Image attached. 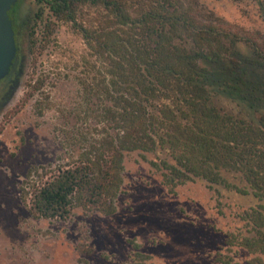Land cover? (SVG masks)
<instances>
[{"label": "trees", "instance_id": "trees-1", "mask_svg": "<svg viewBox=\"0 0 264 264\" xmlns=\"http://www.w3.org/2000/svg\"><path fill=\"white\" fill-rule=\"evenodd\" d=\"M37 1L49 33L50 16L75 21L82 4L105 11L101 27L79 25L94 72L79 82L103 126L89 151L33 185L30 213L112 214L123 159L137 152L167 186L201 182L236 199L245 229L226 232L225 244L253 254L247 264H264V43L196 9L199 0ZM252 1L264 20V0Z\"/></svg>", "mask_w": 264, "mask_h": 264}, {"label": "rangeland", "instance_id": "rangeland-1", "mask_svg": "<svg viewBox=\"0 0 264 264\" xmlns=\"http://www.w3.org/2000/svg\"><path fill=\"white\" fill-rule=\"evenodd\" d=\"M40 5L15 6L33 35L20 37L22 70L0 104V264H247L253 254L225 244L226 232L245 229L236 199L201 182L167 186L137 152L123 159L112 214L80 206L66 219L30 213L33 185L89 151L103 126L79 82L90 83L94 73L79 25L101 27L105 11L82 4L75 21H66L44 9L54 24L49 33L51 26L36 20ZM194 7L264 43V20L252 0H199Z\"/></svg>", "mask_w": 264, "mask_h": 264}, {"label": "flooded vegetation", "instance_id": "flooded-vegetation-1", "mask_svg": "<svg viewBox=\"0 0 264 264\" xmlns=\"http://www.w3.org/2000/svg\"><path fill=\"white\" fill-rule=\"evenodd\" d=\"M14 5L9 9L8 15L12 21L15 44L17 42L20 45V37L23 33L30 36L31 25L28 24L25 26V19L19 18L20 15H17ZM22 59L19 49L13 58L8 73L0 80V104H3L6 101L18 81V77L22 70Z\"/></svg>", "mask_w": 264, "mask_h": 264}, {"label": "water", "instance_id": "water-1", "mask_svg": "<svg viewBox=\"0 0 264 264\" xmlns=\"http://www.w3.org/2000/svg\"><path fill=\"white\" fill-rule=\"evenodd\" d=\"M17 0H0V80L8 73L16 54V44L9 9Z\"/></svg>", "mask_w": 264, "mask_h": 264}]
</instances>
